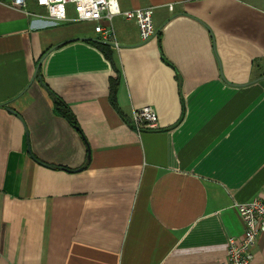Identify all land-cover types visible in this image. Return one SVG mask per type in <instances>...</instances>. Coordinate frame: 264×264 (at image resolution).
Returning a JSON list of instances; mask_svg holds the SVG:
<instances>
[{
  "label": "crops",
  "instance_id": "obj_1",
  "mask_svg": "<svg viewBox=\"0 0 264 264\" xmlns=\"http://www.w3.org/2000/svg\"><path fill=\"white\" fill-rule=\"evenodd\" d=\"M118 3L158 34L0 0V264H223L264 197V0Z\"/></svg>",
  "mask_w": 264,
  "mask_h": 264
},
{
  "label": "built area",
  "instance_id": "obj_2",
  "mask_svg": "<svg viewBox=\"0 0 264 264\" xmlns=\"http://www.w3.org/2000/svg\"><path fill=\"white\" fill-rule=\"evenodd\" d=\"M9 1L16 8H25L27 6V0ZM35 1L38 6L45 10V16L53 20L94 22V29L101 35L102 41L114 46H119L114 24L116 16L119 15L136 22L143 41H148L158 34L153 20L154 7L123 10L118 0ZM70 8L73 9V16H70ZM131 124L138 132L156 129L159 127L158 114L151 105L135 108L132 112ZM234 208L243 222L244 230L239 238L229 237L227 257L223 264H252L258 237L264 232V197L237 202Z\"/></svg>",
  "mask_w": 264,
  "mask_h": 264
},
{
  "label": "trees",
  "instance_id": "obj_3",
  "mask_svg": "<svg viewBox=\"0 0 264 264\" xmlns=\"http://www.w3.org/2000/svg\"><path fill=\"white\" fill-rule=\"evenodd\" d=\"M64 115L70 120V122L74 123L73 117L70 114L65 112Z\"/></svg>",
  "mask_w": 264,
  "mask_h": 264
},
{
  "label": "water",
  "instance_id": "obj_4",
  "mask_svg": "<svg viewBox=\"0 0 264 264\" xmlns=\"http://www.w3.org/2000/svg\"><path fill=\"white\" fill-rule=\"evenodd\" d=\"M88 39H90V40H96V39H92V38H88Z\"/></svg>",
  "mask_w": 264,
  "mask_h": 264
}]
</instances>
